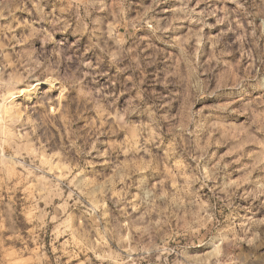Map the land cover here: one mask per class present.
<instances>
[{
  "label": "rangeland",
  "instance_id": "374dc122",
  "mask_svg": "<svg viewBox=\"0 0 264 264\" xmlns=\"http://www.w3.org/2000/svg\"><path fill=\"white\" fill-rule=\"evenodd\" d=\"M12 93L0 264H264V0H0Z\"/></svg>",
  "mask_w": 264,
  "mask_h": 264
},
{
  "label": "bare ground",
  "instance_id": "6f19581e",
  "mask_svg": "<svg viewBox=\"0 0 264 264\" xmlns=\"http://www.w3.org/2000/svg\"><path fill=\"white\" fill-rule=\"evenodd\" d=\"M36 90V89H35ZM13 96H14V93L10 94L9 95V99H10V103H9V107H7L6 105H0V119H4L3 117H7V118H15L17 116V114L19 112L17 111H13L14 107L12 108L11 105H12V102H13ZM7 104V103H6ZM20 111V110H19ZM2 131V130H1Z\"/></svg>",
  "mask_w": 264,
  "mask_h": 264
}]
</instances>
